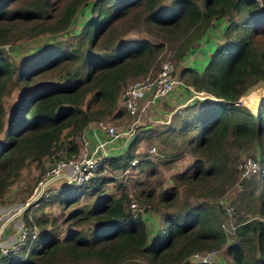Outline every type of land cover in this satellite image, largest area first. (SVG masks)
Returning <instances> with one entry per match:
<instances>
[{
	"label": "trees",
	"instance_id": "obj_1",
	"mask_svg": "<svg viewBox=\"0 0 264 264\" xmlns=\"http://www.w3.org/2000/svg\"><path fill=\"white\" fill-rule=\"evenodd\" d=\"M87 3H90V14L73 33L75 41L64 44L56 33L73 25L76 11ZM134 8L143 10L150 24L173 32H186V44L200 37L211 20L227 19L224 40L213 47L204 67L199 71L192 66L183 69L189 75L185 83L196 90L208 91L216 98L186 103L174 113L179 117L178 127L186 135L190 152L196 156L186 169L176 174L177 178L198 181L216 176L229 158L224 143L228 135L232 141H240L264 134V99L256 113L238 101L253 80L264 78V42L258 39L264 32V2L259 5L257 0H170L168 3L162 0H0V39H7L16 22L29 23L26 29L20 30L21 34H53L38 44L37 52L26 56L20 66L14 65L0 50V132L3 131L0 196L22 165L40 163L57 144L66 143L75 151V136L89 121L109 113L114 116L122 113L118 103L122 87L129 76L148 69L160 43L141 37L122 39L105 49L98 44L108 35L113 22ZM180 53H183L181 49L177 51ZM72 60H79V65L67 68L65 64ZM61 65L67 68L65 81L34 82L39 73ZM8 81L21 82L22 89L5 125L3 94ZM167 129L174 130V126L169 125ZM140 139L141 135L136 133L125 153L109 156L106 162L113 168L123 169L130 165L136 155L133 144ZM138 161L145 164L149 159ZM96 176L81 184H64L58 191L61 200L73 201L80 193L93 190L108 180V176ZM176 195V186L162 189L161 207L171 205ZM126 198L124 191L118 195L106 194L94 206L83 205L73 210V214L82 212L84 218L95 217L100 221L98 230L93 231V239L75 230L59 237L44 227L34 236L28 235L25 245L18 251L0 252V264H60L66 261L119 264L127 251L146 254L152 261L171 263L181 260L191 250L217 245L224 240V231L212 209L185 203L173 212L166 211L167 208L161 210V231L147 243V224L142 216H132ZM259 213L264 217V199ZM263 217L236 225L238 236L251 235L245 242L249 248L256 247L258 253L248 258L240 244L231 243L229 253L233 264H264ZM25 221L36 226L43 223L39 217L32 221L25 216ZM40 238L43 242L37 247ZM97 240L99 244L95 245Z\"/></svg>",
	"mask_w": 264,
	"mask_h": 264
},
{
	"label": "rangeland",
	"instance_id": "obj_2",
	"mask_svg": "<svg viewBox=\"0 0 264 264\" xmlns=\"http://www.w3.org/2000/svg\"><path fill=\"white\" fill-rule=\"evenodd\" d=\"M162 1L168 3L170 0ZM257 2L260 5L264 0H261L260 3L257 0ZM89 14L90 3L82 5L74 15L73 25L76 28L73 30V25H70L69 28L63 29L56 33V35L62 39L64 44L74 42L75 37L73 33L79 30L81 23L84 22ZM236 17H239V14ZM226 23V18L211 20L208 28H206L200 37L186 44V32H173L156 26L155 24H150L145 19L144 11L139 8L130 10L126 15L114 21L108 35L104 39H100L101 43L98 46L103 45L105 49L118 43L122 39H137L141 37H146L154 42L160 43V46L154 52L153 60L148 69L136 76H129L126 82L146 73L156 71L165 61H171L173 73L177 78L174 89L164 95L154 105L151 111L153 114L151 115L149 113L150 116L147 114L141 116L138 126L135 127L136 132L141 135V139L136 144H133L136 154L134 157L137 158L136 161L134 163L130 162L127 171H123L121 168H113L108 162H105L103 166L101 165L99 167L97 176H108V180L93 190L92 188L88 191L85 190L73 201L65 202L61 200L59 196L61 192L58 191H61L62 185H48L43 194L33 199L30 195L34 185L50 162L51 154L62 145L57 144L53 147V152L44 156L40 163L28 162L22 165L20 172L6 187L4 194L0 196V224L3 221V218H1L3 212L5 213L4 216L8 218L6 222L9 225L14 223L15 219L19 216L20 219H18V225L16 224L15 232L17 235L18 228L21 227L20 224L25 220V216L32 221L39 217L42 218L43 223L38 224V231L45 228L51 229L54 231L53 234L64 237L70 231L75 230L93 239V231L98 230L101 224L100 221L96 220L95 217L84 218L82 212L73 214V210L83 205L94 206L101 196L106 194L118 195L124 191L127 194L126 205L129 209H131L129 204V198L131 197L137 201L138 205L144 207V211L139 213H142L140 216L144 218L147 224V243L153 241L159 234L158 231H161V210L167 208L166 211L173 212L183 207L186 203L188 205H201L212 209L214 212L213 216L217 218V221L224 231L225 237L221 243L197 248L200 250L211 247L218 248L216 258L212 259L209 263H233L229 253V245L231 243L240 244L246 250V256L248 258L257 255L256 247L249 248L245 242V239L249 238L250 234L247 235V238L238 236L235 227L244 220L263 217L259 213V208L264 199V160H261V157L264 156V134L249 140L240 141H232L231 135H228L224 143L229 158L226 165L219 170L216 176L198 181L197 179H194V181L190 179H179L176 174L186 169L194 161L196 156L190 152L185 142L186 135L179 130L178 115H174L183 106L175 110L170 116V110L167 111V115L164 112V110H167L166 107L169 109L171 106L176 105L177 102L186 101L189 93L193 94L194 92V94L199 95L196 96L195 94V97H193L190 103L194 101L199 103L202 99L216 98L208 91L196 90L192 85L185 83L184 80L188 79L189 75L187 71L183 72V69L186 66H192L199 71L204 67L213 47L224 40L223 30ZM28 25L29 23L23 24L16 22L11 26V32L7 36V39H0V48L16 66H20L26 56L34 53L37 50L38 44L50 39L51 35H53L48 32L21 34L20 30L26 29ZM258 39L259 42H264V32L260 33ZM179 49L183 53L177 54ZM79 62V60H72L71 63L67 62L65 66H68L67 68L76 67L79 65ZM65 69L64 65H61L39 73L35 77L34 82L65 81ZM15 76L16 74L14 73L13 78ZM13 78L12 80H14ZM21 89V82L13 83L8 81L6 83L5 93L3 94L5 125L12 114L10 110H12L18 99ZM262 99H264V78L253 80L247 90L240 95L238 101L256 113ZM168 100L173 105L165 104ZM118 103L122 107L121 114L114 116L109 113L100 117V119H104L112 125H115L118 129H123L130 124L132 117L123 107L120 97H118ZM140 106L142 107V104ZM190 110L193 111V108ZM156 117H163L167 120L161 121ZM169 125H173L174 130H168L167 127ZM2 133L3 131L0 132V140L3 139ZM82 134L83 131H80L75 136L78 147L81 146ZM63 137L67 140L65 136ZM119 138L117 139L119 143H125V138H129L121 151L125 153L132 140L125 133H121ZM117 140L115 141L116 145ZM129 141L130 143L128 145ZM151 147L153 148L151 149ZM115 148L116 146L112 149V153L115 152ZM247 156L256 158L260 166L252 175L242 178L238 174L237 163ZM142 158H148L149 162L145 164L139 163L138 159ZM170 186H176L177 195L175 201L167 207H161V202H159L160 192L162 189ZM148 193L152 195L147 197L146 195H149ZM226 202L232 205L230 213L222 210L221 204ZM232 225H235L233 231H231ZM103 240L109 241L107 238ZM98 241L95 242V245L99 244ZM42 242L43 238L38 239L36 246L39 247ZM254 242L252 238L251 243L253 244ZM30 247V245L25 247L26 251ZM189 253L177 262L161 263V261H152L146 254L137 252L130 253L127 251L120 258L119 264H190L188 261ZM90 256L89 259H91Z\"/></svg>",
	"mask_w": 264,
	"mask_h": 264
},
{
	"label": "built area",
	"instance_id": "obj_3",
	"mask_svg": "<svg viewBox=\"0 0 264 264\" xmlns=\"http://www.w3.org/2000/svg\"><path fill=\"white\" fill-rule=\"evenodd\" d=\"M259 3L261 0H258ZM1 50V48H0ZM177 83V78L173 73L171 61H165L154 72H149L134 79L127 81L121 89L119 97L122 100V105L125 110L131 115L130 124L123 129H118L115 125L105 121L104 119L95 120L96 134L91 139L88 134L84 133L81 137V146L75 151H71L68 144L62 143L56 151L51 155V160L46 166L44 172L34 185L31 197L38 198L44 193L48 185H64V184H81L93 176L98 174L99 167L105 164L106 158L111 155L112 149L116 146L115 141L121 133L126 136H132L138 126L140 119L141 99L144 96L148 97V102H153L156 98L162 97L170 93ZM153 147H151L152 149ZM134 157L131 162L136 161ZM259 161L247 156L237 163L238 174L242 178L249 177L259 168ZM128 166L123 168L127 171ZM130 210L132 216L135 217L139 212L144 211V207L138 205L137 201L129 198ZM222 210L230 213L232 205L228 202L221 204ZM8 218L3 219L0 224V237ZM18 228V233L12 241L3 242L0 240V252L6 254L10 251H18L26 243L28 235L34 236L38 232V226L30 225L23 220ZM235 225H232L233 231ZM218 248L211 247L206 249H194L189 253L188 261L190 264L203 262L209 263L216 258ZM219 262V261H218ZM220 263V262H219ZM61 264H74L73 262H63ZM228 264H233L228 263Z\"/></svg>",
	"mask_w": 264,
	"mask_h": 264
},
{
	"label": "crops",
	"instance_id": "obj_4",
	"mask_svg": "<svg viewBox=\"0 0 264 264\" xmlns=\"http://www.w3.org/2000/svg\"><path fill=\"white\" fill-rule=\"evenodd\" d=\"M187 90V89H186ZM186 93H187V91H185ZM189 93V92H188ZM196 94V93H195ZM195 94H194V92H193V94H188V96H187V98H186V101H180V103L179 102H177L176 103V105H173L169 100L167 101V102H165V104H170V105H173V106H171L169 109H168V107H166L167 108V110H164V112L166 113L165 115H167V111L168 110H170L169 111V116H170V114L172 115V113L175 111V110H177L179 107H181V106H183L184 104H186V103H190V101H192V99H193V97H195ZM196 96H199V95H197L196 94ZM148 97H149V93L147 94V96H144V97H142V99H141V104H142V107H141V109H140V112H139V115H140V118H141V116H144L145 114H147L148 116H150V114L152 115L153 113L151 112L152 111V109H153V107H154V105L157 103V102H159V100L161 99V98H163L164 96H162V97H159V98H156V100H154L153 102H148ZM164 99H167V98H164ZM149 111V112H147V111ZM11 111V110H10ZM150 113V114H149ZM161 116H162V114H161ZM157 118V117H156ZM163 117H161V118H157L158 120H167V119H162ZM95 121L94 120H92V121H90L87 125H85L84 126V128L82 129V131L84 132V133H86V134H88V136H90V138L91 139H93L94 138V135L96 134V130H95ZM137 133V132H136ZM130 138H131V136H130ZM120 139V138H119ZM129 140V138H125V143H119L118 142V140H117V145H116V148H115V152L114 153H112L111 152V155H117V154H119L122 150H123V147H124V145L126 144V142ZM131 140H132V138H131ZM129 143H130V141L128 142V145H129ZM127 145V146H128ZM124 152V151H123ZM122 153V152H121ZM1 218H3L4 219V215H1ZM18 219H20V217L18 216L16 219H15V222L14 223H11L10 225L9 224H7V222H6V226L5 227H7L8 228V231H7V233L3 236V234H2V236L0 237V240H1V238H3L2 240H3V242H8V241H12L14 238H15V236H16V227H17V225H18ZM17 224V225H16ZM4 227V228H5Z\"/></svg>",
	"mask_w": 264,
	"mask_h": 264
},
{
	"label": "clouds",
	"instance_id": "obj_5",
	"mask_svg": "<svg viewBox=\"0 0 264 264\" xmlns=\"http://www.w3.org/2000/svg\"><path fill=\"white\" fill-rule=\"evenodd\" d=\"M95 120H96V119H95ZM95 120H94V121H95ZM91 121H92V120H91ZM89 122H90V121H89ZM89 122H88V123H89ZM81 131H82V130H81ZM135 133H136V132H135ZM109 156H112V155H109ZM109 156H108V157H109ZM132 159H133V158H132ZM132 159H131V160H132ZM128 166H129V165H128ZM130 211H131V210H130ZM4 214H5V213L3 212V215H4ZM131 214H132V213H131ZM141 214H142V213H139L138 215H141ZM138 215H137V216H138ZM137 216H135V217H137ZM4 218H5V216H4ZM4 227H5V226H4ZM5 228H6V227H5ZM5 228H3V231H4ZM2 234H3V232H2ZM2 234H1V236H2ZM67 262H69V261H67ZM70 262H71V261H70Z\"/></svg>",
	"mask_w": 264,
	"mask_h": 264
},
{
	"label": "water",
	"instance_id": "obj_6",
	"mask_svg": "<svg viewBox=\"0 0 264 264\" xmlns=\"http://www.w3.org/2000/svg\"><path fill=\"white\" fill-rule=\"evenodd\" d=\"M7 231H8V228L6 227V228L4 229V231H3V236L7 233Z\"/></svg>",
	"mask_w": 264,
	"mask_h": 264
}]
</instances>
